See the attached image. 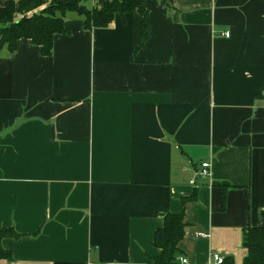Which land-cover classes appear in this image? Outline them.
Wrapping results in <instances>:
<instances>
[{"label": "crops", "instance_id": "0c3cea01", "mask_svg": "<svg viewBox=\"0 0 264 264\" xmlns=\"http://www.w3.org/2000/svg\"><path fill=\"white\" fill-rule=\"evenodd\" d=\"M165 1L143 0L140 47L135 11L0 51V229L21 234L0 264H151L181 211L178 262L242 264L264 225V0Z\"/></svg>", "mask_w": 264, "mask_h": 264}, {"label": "trees", "instance_id": "16d2710c", "mask_svg": "<svg viewBox=\"0 0 264 264\" xmlns=\"http://www.w3.org/2000/svg\"><path fill=\"white\" fill-rule=\"evenodd\" d=\"M166 3L165 0H162ZM138 11L142 16L140 25V41L142 46L147 39L148 12L143 0H105L101 7L91 8L81 4L80 0H10L0 6V51L5 48L13 52L17 41L22 38L30 39L39 47L44 56L52 53L53 37L55 34H64L67 29L64 25L65 16L75 13L82 17L84 27H109L115 15L124 17L125 14ZM222 202L225 201V188H223ZM195 192L182 198V202L195 199ZM264 218V211L261 212ZM187 222L183 211L167 213L163 223L154 233L152 244L160 252L151 256V264H175L181 253L179 242L185 236ZM13 227L0 229V259H12V254L5 249L1 240L4 237L19 238ZM242 245L247 254L242 264H264V225L247 227L243 231ZM224 264H232L229 257L224 258Z\"/></svg>", "mask_w": 264, "mask_h": 264}, {"label": "built area", "instance_id": "2783aa9c", "mask_svg": "<svg viewBox=\"0 0 264 264\" xmlns=\"http://www.w3.org/2000/svg\"><path fill=\"white\" fill-rule=\"evenodd\" d=\"M223 34L226 37L229 36V32L228 31H225ZM199 174L203 175V176H208L210 174L209 163L208 162H203L201 164V169L199 171ZM175 264H187V260L185 258H179V262L177 261ZM211 264H224V260L219 254H215L214 253L212 255V263Z\"/></svg>", "mask_w": 264, "mask_h": 264}]
</instances>
